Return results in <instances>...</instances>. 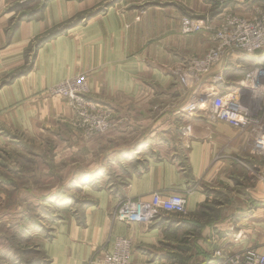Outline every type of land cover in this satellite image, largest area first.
Listing matches in <instances>:
<instances>
[{
    "label": "crops",
    "instance_id": "1",
    "mask_svg": "<svg viewBox=\"0 0 264 264\" xmlns=\"http://www.w3.org/2000/svg\"><path fill=\"white\" fill-rule=\"evenodd\" d=\"M111 1L0 0L2 144L53 137L55 122L63 126L68 121L69 107L48 90L76 74L88 76L95 101L141 108L133 109L139 116L127 125V133L116 119L108 150L101 143L83 150L99 157L94 170L105 166L102 156L110 157L106 165L124 173V191L117 196L94 191L97 198L82 220L75 213L63 215L45 245L48 264H90L119 237L133 242V264H172L176 251L183 250V237L194 243L188 264L206 263L214 235L222 239L218 244L225 243L224 251L254 248L264 254V156L254 151L246 132L210 120L209 105L196 114L182 112L196 89H233L246 71L264 61V50L219 64L200 83L189 76L185 85L181 76L188 61L206 53L212 42L205 33L183 36L182 18L200 19L202 9L215 12L216 7L202 0H184L185 8L183 0H115L102 10ZM237 10L251 14L249 8ZM214 12L209 16L215 18ZM22 14L29 18L13 30ZM87 15L84 23L72 25L35 54L29 51L54 29ZM215 75L224 82L213 84ZM66 172L68 185L69 168ZM155 192L183 195L188 214L161 212L148 223L114 220L121 200H150Z\"/></svg>",
    "mask_w": 264,
    "mask_h": 264
},
{
    "label": "rangeland",
    "instance_id": "2",
    "mask_svg": "<svg viewBox=\"0 0 264 264\" xmlns=\"http://www.w3.org/2000/svg\"><path fill=\"white\" fill-rule=\"evenodd\" d=\"M114 1L107 3L102 10L110 7ZM202 3L205 5L212 3L216 9L215 12L206 11L208 8L202 9L200 13L204 12V16L200 19H212L209 15L212 12L217 15L225 6L223 0H202ZM184 4L183 0V6ZM87 18L88 15L79 18L69 25V29L72 25L84 23ZM37 45L38 42L31 46L29 50L31 54H35L40 48L36 49ZM77 76L84 77L88 83L89 89L85 96L86 101L89 102H86L87 106H83L76 99L67 100L62 96L52 95L63 98L69 107L68 121L64 120L66 122L63 126L55 122L53 137L32 140L12 139L13 147L5 146L0 142V264H48L45 245L56 235L57 225L63 215L68 212L75 213L78 219L82 220L85 208L97 198L94 193L104 191L106 194L117 196L124 191V173L106 165L110 157L102 156L103 162H106L105 166L94 170V165H100L99 157L86 155L83 150H93L99 143L103 151L108 150V138L111 132H115L116 119H119V128L123 133H127V125L131 121H136L139 116L136 112L141 108L131 106L129 109H120L109 103H99L90 95L86 74H76L69 79ZM51 88L48 90L50 95ZM61 135L64 136V141ZM62 148L67 154H61ZM179 164L182 171H186L187 163L183 158ZM68 168L69 184L67 185ZM141 200L144 199L121 200L113 213L114 220L119 221L117 215L126 205ZM185 240L183 237L181 246L183 250L176 251V259L172 264L190 262L194 254L191 251L194 243ZM220 240L222 239L218 235L211 237L209 256L205 257L206 263L199 264H221L227 254L241 252L224 251V242L218 244ZM217 244L219 247L215 246ZM99 257L100 253L97 252L90 264H96Z\"/></svg>",
    "mask_w": 264,
    "mask_h": 264
},
{
    "label": "built area",
    "instance_id": "3",
    "mask_svg": "<svg viewBox=\"0 0 264 264\" xmlns=\"http://www.w3.org/2000/svg\"><path fill=\"white\" fill-rule=\"evenodd\" d=\"M225 5V6H224ZM223 9L212 19L184 17L181 21L183 36L205 33L212 46L203 55L188 61L181 81L186 85L191 76L196 83L209 75L223 62L236 59L247 60L264 50V0H223ZM249 8L250 16L237 9ZM224 82L222 75L213 77V84ZM89 86L82 76L67 79L50 89L51 95L76 99L87 106L86 93ZM228 98V99H226ZM209 105L212 121L228 122L246 132L253 143L254 151L264 156V61L246 71L244 78L228 92L213 88L205 93L194 90L182 107L184 114H196ZM187 200L180 194L155 193L150 200H141L126 205L117 215L124 223L149 222L161 212L185 215ZM133 242L125 237L115 240L112 249L97 259L96 264H132ZM220 255V253H217ZM221 264H264V254L254 249L227 254Z\"/></svg>",
    "mask_w": 264,
    "mask_h": 264
},
{
    "label": "trees",
    "instance_id": "4",
    "mask_svg": "<svg viewBox=\"0 0 264 264\" xmlns=\"http://www.w3.org/2000/svg\"><path fill=\"white\" fill-rule=\"evenodd\" d=\"M25 18H29V16L27 17V15L22 14L20 16V18L18 19L17 23L20 22L21 20H24ZM17 23H16V25H14L13 30L16 28ZM68 29H69V25H66V26H64L58 30L51 31L49 34H47L46 36H44L38 40V45H37L36 49H38L39 47H41L45 43L49 42L50 40H53L60 35H63L64 33L67 32Z\"/></svg>",
    "mask_w": 264,
    "mask_h": 264
},
{
    "label": "bare ground",
    "instance_id": "5",
    "mask_svg": "<svg viewBox=\"0 0 264 264\" xmlns=\"http://www.w3.org/2000/svg\"><path fill=\"white\" fill-rule=\"evenodd\" d=\"M226 99H228V98H226Z\"/></svg>",
    "mask_w": 264,
    "mask_h": 264
}]
</instances>
